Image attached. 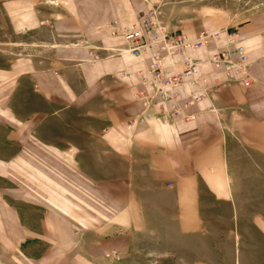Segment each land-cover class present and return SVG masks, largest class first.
I'll return each instance as SVG.
<instances>
[{
    "label": "crops",
    "instance_id": "1",
    "mask_svg": "<svg viewBox=\"0 0 264 264\" xmlns=\"http://www.w3.org/2000/svg\"><path fill=\"white\" fill-rule=\"evenodd\" d=\"M22 1L38 6L16 7V1L7 2L3 8L11 24L7 45L36 48L39 53L8 56L7 66L0 68L3 85L10 90L7 108H0L6 119L0 121V142L23 141L34 147V157L71 162L75 167L71 176L79 182L81 175L87 177L88 182L77 185L95 190L103 184L122 192L120 200L130 206L126 218L134 229L106 223L104 230L122 231L130 243L124 247L121 239L113 247L105 244L103 251L97 246L102 238L98 232L80 242L75 220L53 201L36 195L26 200L1 190L5 185L1 183L0 214L7 216L1 220L9 234H0V248L6 252L0 249V264L22 263L15 244L20 237L16 228L23 224L41 229L40 235L59 247L63 233L69 231L72 249L101 256L107 249L122 253L130 248L125 251L130 257L143 253L131 241L132 233L139 230L149 232L141 238L173 240L175 248L191 233L211 238L205 222L211 213L221 217L220 208L229 210L234 253L264 254V152L255 150L256 143H264V13L239 27L251 51L252 87L245 91L227 85L226 90L190 106L189 118L166 121L143 117L145 107L136 97L143 86L135 71L146 68L158 48L149 47L146 61H141L119 52L127 49L125 40L103 28L113 19L136 23L135 8L90 6L81 15L78 5L65 7L60 0ZM13 32L40 37L19 41ZM83 36L98 38L92 40L95 49L78 44ZM206 49L194 51V56L203 58ZM199 69L211 75L213 66L204 60ZM182 94L185 99L191 97L189 88ZM132 119L137 122L131 124ZM239 143L245 145L243 150H238ZM1 151L6 158L14 155L10 147L2 146ZM12 212L18 214L15 219ZM189 223L195 228H189ZM1 237L8 240L6 244ZM175 248L172 252L169 246L165 252L176 254Z\"/></svg>",
    "mask_w": 264,
    "mask_h": 264
},
{
    "label": "rangeland",
    "instance_id": "2",
    "mask_svg": "<svg viewBox=\"0 0 264 264\" xmlns=\"http://www.w3.org/2000/svg\"><path fill=\"white\" fill-rule=\"evenodd\" d=\"M9 1H16V7H24L25 5V2L22 0H0V68L7 66L6 60L8 56L16 57L18 54L22 55L37 51L36 48H24L22 46H14L13 44L7 45L9 33L8 25L11 24H8L9 19L5 15L3 8ZM60 2L63 3L65 7H76L78 5L81 15H83L81 11L88 9L90 6H97V8L105 6L108 9L109 6L111 8V5H116L117 8L121 10L122 6L126 7L127 5L130 8L136 9L138 13L136 18L137 22L134 24L138 25H142L144 20L147 19V13L150 10H155L158 14L159 22L161 26L165 28L166 32H183V34L187 35L188 39H194L203 32L220 30L222 32L220 41L222 45L228 43L231 31H236L237 33L234 34L236 41L239 45L245 47L248 58V64H245L244 71L251 76L252 80L247 85L240 82L232 84L234 87L233 89L246 91L253 85V65H251L250 61L251 51H249L243 43L239 27L244 23H248L254 15L264 13V0H60ZM25 6L31 8L37 7L38 5L36 3L31 5L29 2L26 3ZM113 20L109 21L106 26L103 25V28L108 30L107 32H109L108 34L111 36L121 37L119 32L115 30L116 34L112 32L114 28ZM147 22L148 20H146V23ZM13 34H16L20 39L19 41L25 39H39L40 37L37 34L35 38H33L30 35H23L22 32H13ZM154 34H159V32ZM93 39L98 38L86 39L83 36L80 41L77 42L86 48L95 49L94 47L97 44H92ZM19 50L21 51L20 53ZM196 50L198 49H187L186 52L194 56L193 52ZM118 51L123 52L125 50ZM90 54L92 53L90 52ZM130 54L141 58V56L133 53ZM205 56H207L206 53ZM205 56L203 58L194 57L202 60L206 58ZM235 58H237V56ZM0 80H2L0 81V108L6 109L10 90H6L7 86L3 85L1 75ZM223 88L225 90L227 89L226 87ZM151 115L160 120H166L161 118L156 111L151 112ZM0 121L6 122V119L0 115ZM20 130H23V127H21ZM238 145V150H243V146L245 148V145L242 143ZM2 146H4L5 150L7 147H10L14 155L6 158L2 156L3 152H0V184H5L1 187V190H6V192L9 193L16 192L19 197L26 200H29L31 196L34 195L38 197L41 196L44 199H50L60 209L65 211L68 218L75 220L74 225L77 226L76 230L78 229L79 231L80 242L83 239H88V235H91L93 232H98L97 234L102 238L98 240L97 246L102 248L103 251L106 245H108V247H113V245L120 243L122 240L124 241V247H127V243L130 242L127 237L122 235V231L120 233L119 231H115V233L112 231L114 235H111V231L104 230V225H107L106 223L109 221L115 222L117 225L120 224L122 227H131L132 230L134 229L132 226H129V222L126 218L128 207L130 206L126 205L127 201L121 202L120 200L123 194L122 192H117L118 190H115L109 185L100 184L95 187V190H91L86 186L75 184L88 181L85 180L87 179L86 175L82 176L80 174V182L77 181L73 175L71 176V170L72 167H74L71 162L68 163L61 159L51 157H34L32 156L35 155L33 151L35 150L34 147H29L30 144H25L23 141H21V143L0 142V147ZM26 146H28V148H26ZM255 147L257 152H264V143H256ZM100 148L102 147L100 146ZM100 153H103L101 149L99 154ZM98 162L102 164L103 160L98 159ZM7 183L12 186H8L9 184ZM49 186L51 188L54 187V190L46 189V187ZM55 188L58 190H55ZM1 196H3V194L0 193V199ZM220 210V213H224L221 217L218 218L216 216V214H219L217 212L211 213L208 217V222H205L204 228H207L209 231L208 237L211 238L206 239L205 233L202 232L191 233L190 237L186 238L182 243L177 242L176 248L173 240H170L169 243L167 239L141 238V234H145L146 232L142 233L140 230L136 233L133 232L131 241L135 242V250H143V253L133 254L130 257L128 253L125 252L130 248L124 250L122 253L116 250V248L107 249L106 253L101 254V256L90 255L83 248L81 250L72 249L70 244L71 238L69 239V237H67L69 231L63 233L64 238L59 247L56 243L52 242V239L44 237L43 233L40 235L41 229L35 230L26 224L20 227L17 226L16 228L17 231H19L20 237L15 247L18 249L16 251L20 262H22L21 264H264V254L262 253L257 252L255 254L240 255L234 253L233 239L231 235H229L231 234V230H229V226L231 225L229 210L228 208H220ZM12 213L15 219L18 214L15 212ZM1 219L5 220L7 216L2 215V213L0 214V234L7 236L9 234L8 229L6 228V224L2 223ZM191 225L192 223H189V228L194 227ZM223 227L226 230H222ZM148 233H146V235H148ZM52 235H54V233ZM212 235H215V238L212 237ZM33 239H35V243L30 242ZM2 240L5 244L8 241L5 238H2ZM74 240L76 239L74 238ZM38 243H40L39 246ZM11 244L13 247V242ZM32 244H34V246ZM205 244H207V248H205ZM169 246L172 252L175 248L176 254H167L165 252ZM1 250L2 252L4 251L3 249ZM3 253L6 252L4 251Z\"/></svg>",
    "mask_w": 264,
    "mask_h": 264
},
{
    "label": "built area",
    "instance_id": "3",
    "mask_svg": "<svg viewBox=\"0 0 264 264\" xmlns=\"http://www.w3.org/2000/svg\"><path fill=\"white\" fill-rule=\"evenodd\" d=\"M146 20L142 25H129L115 19L113 26L117 30L113 28L112 31L113 34L119 32L125 40L127 44L125 51L141 56V61H146L149 47L155 45L158 48L146 68L135 71L143 86L136 94L145 107V113L147 112L143 117H149L151 112L156 111L166 120L189 118L186 112L196 102L209 98L212 93L218 92L227 85L237 82L247 85L252 80L244 71L248 58L245 47L236 41L234 35L236 31H231L228 43L222 45L220 30L206 31L190 40L183 32H166L155 10L147 13ZM151 31L159 34L148 35ZM199 48H207V56L202 60L186 52L187 49ZM178 56H180L179 60ZM204 60L209 61L213 66L211 75L200 72L199 63ZM125 75L124 73L123 76ZM185 88L191 91L189 99H185L182 94ZM147 90H152V93ZM135 122L137 119H132L130 123Z\"/></svg>",
    "mask_w": 264,
    "mask_h": 264
}]
</instances>
